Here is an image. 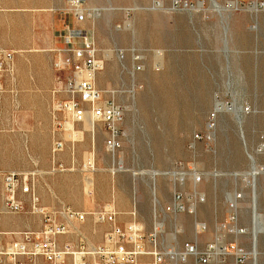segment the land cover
Segmentation results:
<instances>
[{"label":"rangeland","instance_id":"1","mask_svg":"<svg viewBox=\"0 0 264 264\" xmlns=\"http://www.w3.org/2000/svg\"><path fill=\"white\" fill-rule=\"evenodd\" d=\"M84 1L100 10L92 22H75L65 12L68 0H0V48L14 51L16 68V94L0 95V199L3 172L34 171L39 201L49 209L96 211L111 205L119 212L118 222L124 224L130 221L127 213L135 202L137 221L146 231L158 224L166 243L180 245L196 237L202 244L212 239L214 226L226 218L231 192L248 191L244 180L233 175L247 171L246 152L254 150L260 136L264 140V11H252L251 0H237V8L229 4L231 0H214L217 8L211 0H177L173 9L169 0ZM154 1L161 7H154ZM186 1L192 6L186 8ZM198 2H203V8ZM66 26L93 38L104 62L96 85L120 91L114 98L126 106L119 125L121 148L114 157L104 149L107 130L102 125L91 132L88 121L74 123L63 114L51 116L52 101L65 98L56 90L69 71L54 70L52 61L65 48ZM115 49L126 51L127 70L115 58ZM133 49L142 55L143 70L132 76L136 83L132 90ZM153 50L163 53L157 65ZM5 85L9 90V83ZM215 99L240 108L242 128L229 112L213 111ZM210 123L213 140L208 144L194 140L195 134L207 133ZM56 140L62 147L52 152ZM88 159L93 161L92 172L83 167ZM178 162L203 174L195 187L187 177L180 190L191 194L195 188L205 195V202L196 204L195 214L161 213L155 219L154 210L159 213L170 201L172 184L167 176L150 179L146 173L167 171ZM156 185L162 186L160 192ZM261 199L256 211L264 213ZM248 203L245 196L239 203V224L247 229L239 243L250 251ZM196 221L207 225L205 233L196 235ZM40 226L38 217L4 213L0 204V232ZM82 228L93 244L107 229L90 219ZM10 238L0 236L1 241ZM257 239L263 251L264 233ZM257 264H262L261 255Z\"/></svg>","mask_w":264,"mask_h":264},{"label":"built area","instance_id":"2","mask_svg":"<svg viewBox=\"0 0 264 264\" xmlns=\"http://www.w3.org/2000/svg\"><path fill=\"white\" fill-rule=\"evenodd\" d=\"M154 3L158 4V1ZM177 3V0H169L170 8H175ZM255 4L258 12L264 10V2ZM202 5L203 2L201 8ZM184 6L188 8L192 5L186 1ZM65 12L78 23L92 22L100 14L99 9L88 7L84 0H68ZM62 40L65 48L54 56L52 67L56 71L68 70L69 73L63 83L60 81L61 86L56 90L62 91L65 98L52 101L51 116L55 119L57 115L63 114L74 123L88 121L91 132L95 125H102L107 130L104 149L114 157L121 148L122 131L119 125L126 112V106L114 98L120 91L97 87L96 75L103 69L104 62L98 56L99 51L93 38L86 31L66 26ZM152 52L157 65L163 53L160 50ZM114 53L122 69L127 70L123 65L126 51L115 49ZM130 55L129 74L133 90L136 83L132 76L143 70V63L139 51L133 49ZM7 82L9 90L6 89ZM6 91L16 94L14 51L0 48V95ZM207 128L206 134H195L194 140H203L207 144L212 141L214 124H208ZM61 147V141H54L52 152L60 150ZM246 155L249 166L247 171L241 173H247L252 181L264 178L262 136L258 138L254 150L251 153L246 152ZM83 167L85 171H94L92 159H88ZM58 170L63 171L61 165H58ZM161 175L168 177L172 191L170 201L160 212L154 210V218L157 219L161 213L195 214L196 204L205 202V195L195 188L191 194H186L180 187L187 177H190L195 187L203 174L191 171L178 162L171 169L155 176ZM34 176V171H5L1 174L2 212L34 215L39 218L41 226L35 230L0 232V236H11L8 241L0 240V264H249L250 253L239 243V238L247 233V229L239 224V203L244 198L241 190L231 192L227 201L226 218L214 226L212 239L201 244L195 237L194 240L177 245L166 243L160 238L158 224L149 231L144 229L136 219L135 202L127 213L130 221L124 224L118 222L119 212L111 205L96 211H78L67 206L55 209L44 207L35 190ZM23 196H26V200ZM255 211V208L251 209L253 215ZM88 219L93 224H104L107 227L100 242L96 244L89 242L83 232L82 226ZM194 228L196 235L207 231V225L201 221H196ZM228 235L233 236L232 241L227 240ZM63 237L71 241H61Z\"/></svg>","mask_w":264,"mask_h":264},{"label":"bare ground","instance_id":"3","mask_svg":"<svg viewBox=\"0 0 264 264\" xmlns=\"http://www.w3.org/2000/svg\"><path fill=\"white\" fill-rule=\"evenodd\" d=\"M210 2L214 6V4H215L214 0H211ZM255 3H256V0H253L251 9L254 12L257 11ZM229 4L233 8H237L238 1L237 0H231ZM153 6L154 7H161V5L159 3L158 4L154 3ZM197 6L200 7V2H198ZM215 7H216V4H215ZM224 22H225V20H224ZM225 25H223L224 28H226ZM106 56H107V58L109 57V59H110V55L109 54H107ZM239 109H237L234 105H231L230 107L226 106L221 101H219L218 99H215V103H214V107H213V111L214 112L219 113V112L227 111L230 114H232L234 116V118H235L234 120H236V123L239 125L240 128H242L241 123H242L243 120L241 119V116H240L241 114H239V111H238ZM240 131L242 132V130H240ZM239 136L241 137L240 139H242V141L244 142L243 144L245 146L246 144H245L243 132L240 133ZM121 168L122 167H119L120 170H121ZM136 174H140L141 175V174H144V172H140V173H136L135 172V173H133V175H136ZM146 174L149 176L150 179H152V178H154V176L156 174H158V172L149 171V173H146ZM237 175L240 176V179L242 181L244 180L243 181L244 186L246 185L247 188H248V191L243 192L244 196L247 197V199H249V203H248V205H246L245 208H249V209L250 208L251 209L255 208V209H257L259 196L262 198L261 200L264 201V178H261L258 181H252V180H250V178H249L247 173H239V174L236 173V175H233V177H235ZM153 187H154V185H153ZM155 189H157V191L160 192L162 190V186L161 185H159V186L156 185ZM154 190L152 189L153 193H154ZM251 209H250V211H251ZM263 220H264V213H261V212H259L257 210V211H255V214L253 215L250 212V225H251V229H250L251 230V243L250 244L251 245H250L249 253H250V256H251V259H252V262H253L252 264H257V256L258 255H261L262 264H264V250L263 251H259V249H258V239H257L258 233H264V227H263V222L264 221Z\"/></svg>","mask_w":264,"mask_h":264}]
</instances>
